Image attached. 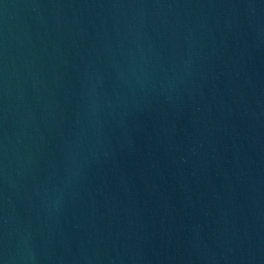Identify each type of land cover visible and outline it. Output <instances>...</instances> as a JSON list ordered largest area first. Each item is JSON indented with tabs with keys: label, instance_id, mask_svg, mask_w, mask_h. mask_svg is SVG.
<instances>
[{
	"label": "water",
	"instance_id": "1",
	"mask_svg": "<svg viewBox=\"0 0 264 264\" xmlns=\"http://www.w3.org/2000/svg\"><path fill=\"white\" fill-rule=\"evenodd\" d=\"M0 264H264V0H0Z\"/></svg>",
	"mask_w": 264,
	"mask_h": 264
}]
</instances>
